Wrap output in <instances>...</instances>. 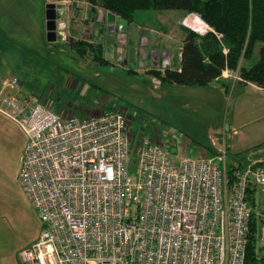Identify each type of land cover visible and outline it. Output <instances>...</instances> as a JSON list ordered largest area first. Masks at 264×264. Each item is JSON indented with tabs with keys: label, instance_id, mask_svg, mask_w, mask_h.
<instances>
[{
	"label": "built area",
	"instance_id": "1",
	"mask_svg": "<svg viewBox=\"0 0 264 264\" xmlns=\"http://www.w3.org/2000/svg\"><path fill=\"white\" fill-rule=\"evenodd\" d=\"M53 4L57 38L67 42L65 0ZM194 17L201 26L193 31L211 30ZM222 77L244 82L228 69ZM7 86L21 83L12 78ZM0 114L28 137L20 184L45 227L22 252L23 264H246L248 188L255 184L264 194V157L236 169L230 185L226 149L177 166L161 142L146 138L132 161L124 111L77 118L30 97H3Z\"/></svg>",
	"mask_w": 264,
	"mask_h": 264
},
{
	"label": "rangeland",
	"instance_id": "2",
	"mask_svg": "<svg viewBox=\"0 0 264 264\" xmlns=\"http://www.w3.org/2000/svg\"><path fill=\"white\" fill-rule=\"evenodd\" d=\"M46 1L44 7L34 0L29 10L33 24L38 27L43 23L46 49L41 51V59L36 60L33 52L24 58L20 75L28 74L22 79L28 97L46 102L56 113L77 118L91 111H124L132 123V161L146 138L161 142L177 166L206 155L215 158L220 149L227 151L228 169L232 164L247 165L264 154V92L247 86L236 91L233 86L225 87L221 101L215 103L207 97L219 94L209 90L214 88L162 85L152 74L178 68L186 24L192 30L201 26L198 19L192 25L194 16L189 15L185 24L187 15L180 10H142L132 23L123 20L121 24V18L111 23L108 18L107 23L93 22L91 30L82 21L83 34H92L93 40L102 44L103 56L98 61L95 53L79 57L60 38L54 43L47 40V5L53 0ZM62 7L65 16L61 22L69 42L72 17L92 14L91 6L85 0H65ZM12 12L4 11L0 28L17 9ZM258 49L251 63L259 57ZM27 141L23 129L0 114V264H23L22 252L32 247L45 229L20 184ZM130 174L137 178L136 164ZM256 196L262 214L261 187Z\"/></svg>",
	"mask_w": 264,
	"mask_h": 264
},
{
	"label": "trees",
	"instance_id": "3",
	"mask_svg": "<svg viewBox=\"0 0 264 264\" xmlns=\"http://www.w3.org/2000/svg\"><path fill=\"white\" fill-rule=\"evenodd\" d=\"M93 9H104L127 23L135 20L142 10H180L185 15H197L211 29L201 35L185 27L186 35L181 49V67L177 70L153 71L162 85L206 87L219 82L225 70H230L264 89V0H85ZM66 44L85 58L103 56L102 44L69 39ZM258 49L259 57L249 67ZM100 55V56H98ZM234 82V81H233ZM246 165L232 164L228 175L233 185V173ZM248 202L253 209L250 221L246 264H264V250L260 245L262 219L257 210V187L248 188Z\"/></svg>",
	"mask_w": 264,
	"mask_h": 264
},
{
	"label": "crops",
	"instance_id": "4",
	"mask_svg": "<svg viewBox=\"0 0 264 264\" xmlns=\"http://www.w3.org/2000/svg\"><path fill=\"white\" fill-rule=\"evenodd\" d=\"M40 1L45 7L47 1L46 0H40ZM33 2L34 0H0V23H2L4 11L6 12L10 11V13H13L12 9L14 7L17 9L15 15L7 16L8 20L6 21L9 22H5L6 26H2V28H0V98L9 97V98L21 99L24 97H28L26 93L23 91V87H22V85H24L22 79L25 80L26 77H28V74L27 73L26 75L24 74V77L20 75V71L23 69L22 65L25 62L24 58L30 56L31 53L33 52V54L34 53L37 54L36 60H38L41 51L46 49L45 47L46 38H45L43 23L42 25L40 24L37 27L36 24H33V20H32L33 16L29 15V10L32 8ZM88 8L92 14L83 15L79 19H75L74 16L72 17L74 19V26L69 36L71 39L75 41L83 40L89 43L101 44V42H97L93 40L92 34H88V33L85 35L83 34L81 22L82 21L86 22L87 30H91L92 27L91 24L93 22L98 21V23H107V20L109 18L112 23V21L116 22L117 19L120 17L112 16L110 15L109 12H107L104 9L92 8L93 9L92 10L91 7ZM94 14H96L97 17H94ZM191 15L199 18L195 14H191ZM188 16L185 17L184 21H187ZM121 24H123V20ZM82 34L83 36H81ZM97 40H99V38H97ZM254 62L251 63L250 61H243L241 66L249 67ZM180 67H181V53H180V63L177 69H180ZM12 78H15L20 81L21 87L19 89L7 86V81H9ZM231 86H233V91H236L237 88L241 86H247L255 90V92H264V89L259 88L254 84L233 82L232 80H229L226 77H222L219 80V82H215L214 84H211L203 88H214L209 90H214L219 92L220 95L215 93V95L209 94L210 96H207L211 102L216 103V101L217 102L221 101L222 88L226 87L230 89ZM99 111H91L89 113H86L84 118L98 114ZM37 241L38 239L36 240V242ZM36 242H34L33 244H35Z\"/></svg>",
	"mask_w": 264,
	"mask_h": 264
},
{
	"label": "water",
	"instance_id": "5",
	"mask_svg": "<svg viewBox=\"0 0 264 264\" xmlns=\"http://www.w3.org/2000/svg\"><path fill=\"white\" fill-rule=\"evenodd\" d=\"M57 11L54 4L47 5V30L48 36L47 39L50 43L57 41ZM264 157V154L257 156L256 158Z\"/></svg>",
	"mask_w": 264,
	"mask_h": 264
},
{
	"label": "bare ground",
	"instance_id": "6",
	"mask_svg": "<svg viewBox=\"0 0 264 264\" xmlns=\"http://www.w3.org/2000/svg\"><path fill=\"white\" fill-rule=\"evenodd\" d=\"M196 24H197L196 18H192V25H196Z\"/></svg>",
	"mask_w": 264,
	"mask_h": 264
}]
</instances>
